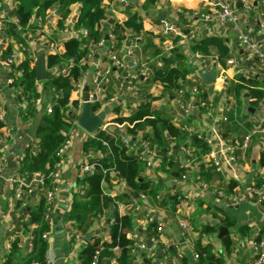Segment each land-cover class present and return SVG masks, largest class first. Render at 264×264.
I'll list each match as a JSON object with an SVG mask.
<instances>
[{"label": "crops", "instance_id": "crops-1", "mask_svg": "<svg viewBox=\"0 0 264 264\" xmlns=\"http://www.w3.org/2000/svg\"><path fill=\"white\" fill-rule=\"evenodd\" d=\"M143 1L101 2L105 11L100 32L103 39L91 45L90 52L83 56L82 62L86 63L87 68L78 81L81 88L75 87L78 82L74 84L67 104L68 111L74 115L75 125L69 132V145L59 190L50 203V210L46 213L44 208L43 220L47 224V230L41 237L48 242L44 259L47 257L51 264H78L79 250L95 237L107 240L108 225L114 214L129 211L133 229L128 237L132 241L140 240L146 244L145 250L132 255V264H198L194 253L204 248L221 258L222 263L245 264L255 257V241L261 236L264 237V207L254 193L259 189L254 188L255 178L264 180V165L260 164L261 158H264V141L256 137L252 139L245 161L230 162L225 148L231 138H239L247 133L253 122L264 123V101L251 112L249 108L252 107L249 106L244 91L236 97L226 87L236 82L238 75L256 78L262 82L264 76L259 75L253 54L241 45L233 25L207 24L193 15L194 11L207 8L209 0H157L147 10L141 8ZM226 1L236 8L242 30L252 40L261 43L260 23H264V0H250L253 3L250 11L243 9L242 0ZM1 2L0 120L3 125L0 127V140L2 144H6V148L3 151L4 159L0 162V264L8 256L13 264H29L28 257L33 243L31 231L39 226L32 224L24 230L22 221L27 220L30 210L43 199L45 190L40 181L41 175L37 172L27 177L22 170V159L27 150L36 147L37 125L47 107L55 102L57 94L44 85L43 81H36V90L40 92L39 102L22 99L15 92V83L10 84L8 79L13 76L18 80L19 73L28 67L25 62L27 58L35 63L44 57L45 68L51 73L64 64L47 68L45 59L48 54L53 53L54 44L61 51L66 39L78 35L72 24L81 4L74 2L69 6L70 12L62 29H57L56 26L58 14L55 7L47 11L43 20L36 13L30 21L33 28L21 31L14 20L16 0ZM132 11L141 15L142 29L139 35L126 30L124 40L116 52L117 57L124 60L127 67L116 69L107 59L113 42L110 30L115 21L126 19L127 13ZM162 13L163 18L160 17ZM162 20L172 23L176 33L163 35ZM190 31L194 32V39L184 43L180 35ZM81 32L85 34L84 31ZM207 37L222 39L230 54L224 65L216 59L215 46H209V53L206 55L192 49V43ZM169 46L172 47L171 51L168 50ZM175 53L182 54L186 59L188 73L181 80L184 88L168 93L160 82L152 81L153 69L162 65L160 58ZM11 54L15 55L11 65L13 72L9 71L6 64V59ZM200 58L205 59L208 65L202 67ZM229 60L233 63H228ZM199 67L213 71L215 79L205 82L199 73ZM97 70L101 72V86L96 101L99 104L98 111H105L100 124L102 129L118 131L116 133L121 139L128 137L127 123L118 124L112 120L118 116L128 117L139 105L148 103L150 110L168 118L182 132L183 137L166 138V155L174 157L185 167L184 177L170 175L156 145L150 146L145 141L150 148V152H146L141 145L143 140L140 133L135 138L128 137L129 145H125L130 156L151 162L150 167L143 166L142 176L145 179L160 183L159 190L164 197L175 193L182 196V199L174 209L167 197L160 202L151 197L140 200L135 193L132 194L123 178L116 175L103 183V191L112 197L130 193L132 199L128 203H125L127 200H118L114 208L106 210L102 216L93 220L85 235L81 232L83 238L77 242L70 238L74 223L67 219V214L72 200L78 197L82 187L80 179L84 176L80 165L86 155L99 159L97 151L101 152L90 151L84 155L82 145L91 132L80 127L77 119L84 106L83 87L88 86V92L93 90L92 80ZM196 84L202 87L209 100V107L204 111L197 104ZM185 88L188 91H184ZM73 100H77V108L73 107ZM179 101H190L192 107L186 112ZM28 110L29 113H25ZM224 116L227 120H223ZM199 136L206 139L208 151L198 162L195 142ZM211 150L217 152L220 162L218 170L207 158V153ZM186 151H189L191 158H187ZM199 163H202L201 168ZM259 167L261 169L256 175ZM230 182L235 185L231 192H226ZM261 187H264V183ZM117 203H122L124 207L118 209ZM136 204L140 206L137 213L132 211ZM225 213L228 214L227 217ZM182 219L188 222L190 230L186 238L181 235L179 222ZM231 221L233 224L229 226L224 224ZM149 222L156 223L159 229L154 240L148 237ZM209 227H213V230H207ZM221 228H226L227 233H220ZM43 234L46 236L43 237ZM15 237L18 242L12 250L11 243ZM112 251L113 257L106 264L116 262L118 251L116 248Z\"/></svg>", "mask_w": 264, "mask_h": 264}, {"label": "trees", "instance_id": "trees-1", "mask_svg": "<svg viewBox=\"0 0 264 264\" xmlns=\"http://www.w3.org/2000/svg\"><path fill=\"white\" fill-rule=\"evenodd\" d=\"M74 2H80L81 4L79 13L72 24L73 30L78 35L66 39L63 42V50L50 53L45 59L47 68L60 63L66 64L70 59L72 64L68 67L66 73L53 72L47 80L43 81L44 85L52 88L57 97L50 106L49 112L45 111L42 114L37 125L35 132L37 149L34 152L32 149L27 150L22 159V170L27 174L28 178L34 172L41 175L44 190L51 186L49 173L54 169V164L59 159L57 151L61 144L68 139L69 132L75 125L74 115L68 111L67 107L69 95L74 84L79 81L82 73L87 68L86 63L82 62L83 56L90 52L89 47L91 45H95L103 39V35L100 32L102 23L105 20V11L101 5L102 0H16L15 17L21 31L33 28L30 21L36 13L43 20L47 11L55 7L58 14L57 29L64 28V20L70 12L69 6ZM156 2L157 0H144L141 8L147 10ZM141 20V15L137 11H132L127 13L126 19L115 21L110 30L113 46L109 48V51L117 56L116 50L123 42L126 30H129L134 35H139L142 29ZM50 37L52 38L53 36ZM209 46L217 48L215 52L216 59L218 63L224 65L230 54L222 43V39L207 37L192 43V49L200 51L202 55L209 53ZM160 61L162 65L153 69L152 81L160 82L165 92L168 93L172 90L176 91L179 88H184L181 80L188 73L187 61L184 56L180 53H175L162 59L160 58ZM25 62L28 67L20 73L18 84L21 86L22 92L26 96L25 98L34 100L40 96V92L36 90L34 62L28 58ZM196 85L198 89L197 104L204 111L209 107V100L202 87L198 84ZM226 90L236 97H239L240 93L244 91L243 93L248 98L249 106L252 108H257L264 101V82L256 78L238 75L237 81L227 86ZM184 91L188 90L185 88ZM71 103L74 108L78 107L77 100H73ZM90 107L92 112H96L99 109V104L95 100L90 103ZM117 110L116 108L115 111ZM25 113H29V110ZM112 122L118 124L126 122V135L128 137L132 139L140 133V138L143 141H147L150 146L156 145L159 147L163 158L162 161L167 165V170L171 176L182 177L184 175L185 167L174 157L166 155V138L183 137L182 132L168 118L150 110L148 103L139 105L128 117L118 116ZM2 125L3 123L0 120V127ZM248 125L250 126L251 123ZM195 145L198 150L196 158L199 162L208 151V145L202 137H197ZM82 150L84 155L96 150H100L103 154L99 159H91L94 161L95 167L80 179L83 193L72 200L67 214V219L71 220L74 226L84 235L93 220L102 216L106 210L114 208L118 200L122 202L127 200L125 203H128L132 199L130 193L112 197L107 196L103 191V183L108 182L109 179L116 175L123 178L126 185L137 196L142 193L146 197H151L159 202L167 197L173 209L182 199V196H178L175 193L164 197L159 190L160 183L150 181L142 176L144 162L128 154L123 139L119 137L115 130L102 129L101 127L96 129L84 140ZM187 158H191L190 155ZM201 164L199 163V168L202 167ZM260 164L264 165V158H261ZM110 173H113V175ZM263 183L264 180L262 178H255L254 188H261ZM234 185V182H230L226 192H231ZM260 202L264 207V199ZM44 208L45 199L43 197L38 205L30 210L27 220L22 221L24 230L32 224H38L39 226L31 231L33 243L29 253L30 256L28 257L29 264L31 262L44 264V255L48 248L47 240L41 237L42 233L47 230V224L43 220ZM225 215L227 217L228 214L225 213ZM224 224L229 226L233 224V221ZM132 229L133 222L129 211L123 214L116 212L108 225V239L101 240L95 237L88 242L78 252V264H91L97 250H99L97 264H106L107 260L113 257L112 250L114 248L118 251L115 264H132L130 252L132 240L128 237V233ZM207 230L211 231L213 227H209ZM147 233L149 238L158 236L159 229L157 224L154 222L147 223ZM17 242L18 238L15 237L11 243L12 250L16 248ZM203 253L205 256H202ZM198 254V264L222 263V259L210 253L208 248L201 249ZM2 264L13 263L8 256Z\"/></svg>", "mask_w": 264, "mask_h": 264}, {"label": "built area", "instance_id": "built-area-1", "mask_svg": "<svg viewBox=\"0 0 264 264\" xmlns=\"http://www.w3.org/2000/svg\"><path fill=\"white\" fill-rule=\"evenodd\" d=\"M242 5H243V9L245 11H250L253 8V3L250 0H242ZM2 6V2L0 0V8ZM193 15L199 19L200 21L210 24V23H217L220 25H226V24H231L234 26L235 31H236V35L237 38L239 40V42L241 43V45L251 54H253L254 58H255V62H256V68L258 70L259 75L264 76V23H260V29L262 32V41L260 42H256L254 40H252L249 35L247 33H245L242 28L241 25L239 23V15L238 12L236 10V8L229 3L226 0H209L208 3V7L202 10H198V11H194ZM15 22L17 23V19L16 17L14 18ZM161 33L163 35L169 36L172 33H176V28L174 27V25L168 21L162 20L161 21ZM181 40L184 43H188L190 41H192L194 39V32H188V33H181ZM136 40H138V38H136ZM113 46V44L111 45V47ZM59 46L54 44L53 48H52V52H58L59 51ZM171 46L168 47V50L171 51ZM129 54H131V51H129ZM15 58L14 54H11L10 56L7 57L6 59V64L8 65V69L10 72L12 71L11 65L13 63V60ZM107 59L108 62L111 66H114L116 69H123L127 67V64L124 60H122L121 58L117 57L116 54L112 53V52H108L107 53ZM228 63H233L232 60H229ZM72 64V60L70 59L68 61V63L63 64L59 69L55 70L54 73H66L68 67ZM200 64L202 67H205L208 65L207 61L205 59H201L200 58ZM22 72V71H21ZM20 72V73H21ZM106 72H108V70H106ZM19 73V74H20ZM100 76H101V72L100 71H95L94 73V77L92 80V86H93V90L89 91V103L95 101L97 99V93L100 90ZM17 78L10 76V78L8 79L10 84H14L15 83V92L16 94L24 99L26 96L25 94L22 92V88L21 86L18 84V80H16ZM75 87L77 88H81V84L78 82L76 83ZM134 91H136V88H134ZM182 90H179V92H181ZM34 101L36 103L39 102V99H34ZM180 103H182L181 101H179ZM182 105L184 106L183 109L184 111H189V109L192 107V102H187V103H182ZM50 107H47L46 112H49ZM223 120H227V118L224 116ZM256 137L259 138L260 140L262 139V141H264V123L261 122H253L252 126L250 128V130L245 133L243 136L239 137V138H231L228 146L225 148L227 154H228V159L230 162H236L237 160H241V161H245V158L247 157V151H248V147L252 141V139ZM200 138V136L198 137ZM204 141H206V139L203 138ZM124 145L128 146L129 145V140L128 137L123 139ZM68 145H69V141L68 139L65 140L64 143L61 144V146L59 147L58 151H57V155L59 156V159L55 162L54 164V169L50 171L49 176L51 177V186L50 188L45 190L44 193V199H45V208H46V213L47 211L50 210V203L55 195V193L59 190V182L61 180V176H62V168L63 165L65 163V158H66V154H67V150H68ZM142 148L146 151V152H150V148L148 146V143L145 141L141 142ZM6 148V144H2L1 140H0V162L4 159V149ZM37 148L34 147L33 148V152L36 150ZM168 155L170 154L169 152L167 153ZM186 154L189 155V151H186ZM97 155L99 156V158L102 156V153L97 151ZM160 157V156H159ZM98 159V158H94L90 155H86L85 158L83 159L81 165H80V170L81 173L83 174V176L87 175V173L91 172L94 167H95V163L94 161H92L91 159ZM162 158V157H161ZM207 158L209 160V162L215 166L217 168V170L219 169L220 166V162L219 159L217 157V152L216 151H209L207 153ZM145 166L150 167L151 166V162L147 159H143L140 158ZM187 162L189 163V159L187 160ZM261 167H259L258 169H256V175H258L259 171H260ZM35 175L39 176L37 173H35ZM40 177V176H39ZM184 177V175L182 176ZM41 184H42V180L40 179ZM79 193H83V186L79 189ZM258 201H261L264 198V187H261L259 189H256L254 191ZM19 196V195H18ZM146 196L144 194H139L138 198L140 200L144 199ZM238 199H240L238 197ZM117 207L118 209H122L124 207V205L122 203H117ZM135 211L136 213L138 211H140V206L138 204L134 205L132 211ZM148 220V218H147ZM145 224V222L143 223ZM180 227H181V235L186 238L189 233V226H188V222L184 219L180 220L179 222ZM46 235L43 234V237H45ZM70 238L74 241H80L83 238V235L81 233V231L76 228L75 226H72V229L70 231ZM151 239H155V237H151ZM254 247L256 250V254L255 257L245 263V264H264V237H259L255 243H254ZM146 249V244L143 241L140 240H135L132 241V246H131V255H134L136 253H139L140 251H143ZM98 253L99 250H97L92 258L91 264H97L98 263ZM202 256H205V254L203 253ZM199 254L198 253H194V258L198 259ZM33 264H37L36 262H34ZM44 264H51L49 259L47 257H45L44 259ZM221 264H226V263H221Z\"/></svg>", "mask_w": 264, "mask_h": 264}, {"label": "water", "instance_id": "water-1", "mask_svg": "<svg viewBox=\"0 0 264 264\" xmlns=\"http://www.w3.org/2000/svg\"><path fill=\"white\" fill-rule=\"evenodd\" d=\"M163 16H164V13L160 15L161 18H163ZM34 70H35L36 81H45L51 75V72L45 68L44 57H41L35 61ZM199 73L205 82H210L215 79V73L213 71H209L207 69L199 67ZM88 100H89L88 86L85 85L83 87V93H82V101L84 102V106L77 119V123L84 130L92 133L96 129L100 128V124L104 119L105 111L101 110V111H98L96 114H92L90 103ZM249 110L251 112H254L253 108H249ZM132 194L135 195L133 192ZM220 233L226 234L227 229L221 228Z\"/></svg>", "mask_w": 264, "mask_h": 264}]
</instances>
